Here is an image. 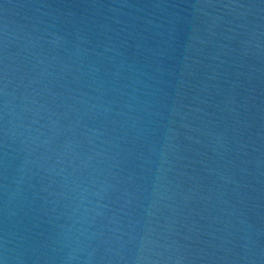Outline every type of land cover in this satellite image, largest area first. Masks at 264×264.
Listing matches in <instances>:
<instances>
[{"label": "water", "instance_id": "water-1", "mask_svg": "<svg viewBox=\"0 0 264 264\" xmlns=\"http://www.w3.org/2000/svg\"><path fill=\"white\" fill-rule=\"evenodd\" d=\"M0 261L264 264V0H0Z\"/></svg>", "mask_w": 264, "mask_h": 264}, {"label": "snow or ice", "instance_id": "snow-or-ice-1", "mask_svg": "<svg viewBox=\"0 0 264 264\" xmlns=\"http://www.w3.org/2000/svg\"><path fill=\"white\" fill-rule=\"evenodd\" d=\"M115 235L118 237L120 234L117 232V233H115ZM120 241H119V239L117 240V243H119ZM0 264H3V262L2 261H0Z\"/></svg>", "mask_w": 264, "mask_h": 264}]
</instances>
